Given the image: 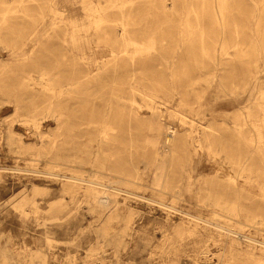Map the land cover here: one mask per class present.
Wrapping results in <instances>:
<instances>
[{"label":"rangeland","instance_id":"374dc122","mask_svg":"<svg viewBox=\"0 0 264 264\" xmlns=\"http://www.w3.org/2000/svg\"><path fill=\"white\" fill-rule=\"evenodd\" d=\"M256 2L257 18L250 0H236L239 11L231 9L217 20L202 15L199 1L191 4L195 15L185 18V0H165L167 12L161 0H134L126 27L144 47L132 46L130 55L108 57L95 79L81 83L87 92L82 93L80 86L60 96L56 108L62 128L50 141L35 145L34 123L40 124L42 133L55 127L46 100L68 82L67 71L78 63L79 53L72 48L70 29L63 41L55 38L60 30L41 35L35 28H41L42 21L62 20L69 27L78 5L74 0H0V59L6 63L0 67V112L3 105L12 107L4 100H25L16 117L0 118V263L264 264V250L257 243L253 244L256 256L249 257V242L243 238L237 244L234 238L251 236L264 243V176L255 170L260 159L249 158L250 184L238 196L231 193L230 179L224 177L235 174L229 156L247 146L245 139L252 134L249 121L264 104V51L254 49L250 29L256 26L264 49V0ZM112 24L102 23L99 37L118 51L120 41L101 36L111 34ZM7 49L14 55H8ZM131 84L153 90L173 110L196 119L200 131L204 125L215 130L207 132L212 152L205 142L198 148L177 137L162 192L151 184L160 158L145 143L148 131L133 116L143 99L131 90ZM97 88L100 94L92 95L90 90ZM113 95L121 99L120 108L113 101L109 112L112 130L106 149L114 158L108 165L95 161V154L101 150L97 140L106 105L100 96L108 100ZM168 116L169 123L179 125L177 118ZM244 120L248 125L242 126L243 132L234 131ZM26 133L31 136L29 142ZM18 139L32 149L20 150ZM144 163L147 169L132 176L134 167ZM109 166H116L117 173L107 170ZM91 172L98 174L96 180L89 176ZM59 176L81 177L108 187L107 192L120 202L119 210L92 209L89 186ZM215 193L219 194L216 200ZM214 201L227 209L208 206ZM31 206L35 211L29 214ZM234 206L239 214L232 212ZM253 210L263 221L259 229L249 222ZM212 219L226 223L233 235L205 223ZM204 250L210 252L209 263L202 260ZM36 252L46 257L44 263Z\"/></svg>","mask_w":264,"mask_h":264},{"label":"bare ground","instance_id":"6f19581e","mask_svg":"<svg viewBox=\"0 0 264 264\" xmlns=\"http://www.w3.org/2000/svg\"><path fill=\"white\" fill-rule=\"evenodd\" d=\"M133 1L134 0H74L75 4H77L78 6L75 10V18L71 17L69 21V27L67 23L62 20L59 23H46L42 21V24L40 25L41 28H39V25L35 28V32L39 30V33L41 35L54 33L55 31L60 30L55 34L56 39H63L65 32L69 31L70 29V33L72 34L71 37L73 39L72 48L79 51V53L76 55V60L78 63L76 65H73L67 71V73L70 75V79L68 80V82L63 83L60 86V89L56 95L53 94L49 99L46 100L47 112L49 114V118H51L55 122V127H50L47 133H42L40 131V124L34 123L35 129L38 132L36 138L37 144L35 145H38L39 142L45 143V141H50V139L58 134V132L62 128L61 117L59 116V111L56 108L60 103L57 100L60 96L69 92H73L77 87L80 86H82L83 89L82 93L84 92V90L87 92L88 87L85 84L81 83H86L91 79H95L96 77L94 76L98 75V71L102 69L108 57H111V55L113 54L117 56L118 54L130 55L129 49L132 46L144 47L143 43H139L131 37L129 30L126 27V19L132 17V9H130L129 6L133 3ZM185 1L187 4L184 14L185 18L189 17L190 15H195V11L191 10V4L194 3V1H199V3L201 4V7L203 8V16H212L217 20H223L224 15L227 14V12L231 9H234V11H239V5L235 3L236 0ZM250 1L256 8V12L253 15V18H257V2L256 0ZM163 3H165V0H161L162 10L163 12H167L169 6ZM209 3H212V8L209 7ZM107 22L113 23L111 25V34L105 32L102 33L103 35L101 36H104L103 38L108 41L112 39L113 41H120L122 48L118 51H115L114 49L109 47L105 43L106 41L102 42L101 37H99V34L102 32V30L100 29V25ZM250 29L252 32V39L254 41V49L257 50L258 53H262L264 49L261 43L260 36L256 31H254L257 28L256 26H251ZM64 40L65 39H63V41ZM150 41V49H153V40L151 39ZM7 54L14 55L13 50L7 49ZM5 64V61L3 59H0V67L4 66ZM63 73H66V71ZM29 80L30 79H28V81ZM255 80H257V77L255 78ZM26 85L31 88L35 87V84ZM131 90L141 96V98L143 99V104H141L139 107L134 108L133 116L134 118H136V121L148 131V136L145 139V143L153 148L156 155L160 158V161L153 167L151 184L155 190L162 192V190L166 186L168 178V159L174 152L177 137L182 136L185 139V142L188 143V146H191V144H196L198 148H201L203 142H205V144L207 145V149L212 152V141L207 132L214 129L211 125H204V127L200 131L199 126L201 125L196 119L189 118L183 114H180V112H178L177 110H173L168 104L163 103L151 89H138L131 84ZM100 91L101 88H97L90 90V93L92 95H99ZM120 99V96L117 95L111 96L108 100H105L104 98H102V96H100L101 103L106 102V105L104 111L102 112L103 115L101 116L102 130L100 133V138L97 140V143L99 147H101V150L100 152L98 150L95 154V161H103L108 165H112L110 163L114 158L110 151L106 149V147L109 145V143L107 142V137L110 133V130H112L111 122H108L109 112H111V103L113 101L117 100L116 107L120 108V105L118 103ZM21 102L18 100V98L15 100H4L3 104H11L12 107L3 105V109L0 112V118L2 120H7V118L11 119L13 117H16L18 112L22 109ZM143 109L146 110L147 114H143ZM259 110V115H255L254 118L249 121V130L252 134L250 139H245L247 146L242 147V149H237V151H235L233 155L229 156V160L233 162L230 169L235 168V174H226L224 175V177L230 179V183H228L229 190L231 191V193H233V195H235V197L243 193L246 190V185L250 184V179L247 178L246 175V166L249 162L250 157H253L255 155L260 159L259 166H256L255 170L257 171V174L259 176H264V104L259 106ZM166 114L169 115L168 117L172 119L177 118L179 125L169 123L166 120ZM245 124L248 125V122L246 120H244L242 125L236 124L234 131L243 132L244 128H242V126ZM7 129H9V127H7ZM30 140V134L26 133V141L29 142ZM26 141L24 142L20 139L16 140V143L18 144V148L20 150L27 151L32 149V145H28L29 143H27ZM249 141L251 145L249 144ZM210 154L212 155V153ZM47 157H50V154H47ZM99 167L103 168L104 166L103 164H101L99 165ZM116 168V166H109L107 167V170L112 173H117L116 170L118 169ZM146 169L147 164L145 163L140 167H134V169L132 170V176L139 175V172L145 171ZM97 175L98 174L96 172H91L89 176L92 178V180H96ZM59 178L61 180L63 179L66 182H72L74 184L88 185V204L91 205L92 209L107 213H117V211L119 210L120 202L113 198L111 194L107 192L109 190L108 187L102 186L94 181L85 180L81 177L66 178L59 176ZM239 178L243 179V183L239 184L237 182ZM97 187H100L101 190L96 189ZM261 190L264 198V188H261ZM204 191L209 192L211 190L205 189ZM217 196H219V194L215 193V196L213 197L215 198ZM208 206L214 207L216 209H223L224 211L225 209H227L226 206L224 204H220L219 201H214ZM236 207L237 206H234V210L232 212L239 214V211L236 209ZM61 209L64 208L61 207L59 210ZM33 211H35V207L31 206L28 210V213L30 214ZM256 212L257 210H253V213H250V216L252 215V218L251 220H249V222L252 224V226L255 227V229H259V226L263 224V221L261 218H259L260 216L254 214ZM129 216H131V212H129ZM128 221H130L129 217L127 218L125 228L129 224ZM205 223L213 227L220 233H225L229 236L233 235L228 231V229L225 228V225L227 224L224 222H220L218 219H212L211 221H206ZM234 238L236 240L235 243L237 244H239L238 240H242L243 238H245L246 241L249 242V257L256 256L253 251V249H255L253 244L257 243V246L261 248L260 250H264V243L258 242L251 236H249V238L246 236H235ZM34 254L40 257L42 263H44L46 259L44 255H40L39 252H36ZM209 254V250H204L202 252V260L206 263H209ZM3 258L6 259V256L2 255V260ZM0 264H8V260L3 261Z\"/></svg>","mask_w":264,"mask_h":264}]
</instances>
